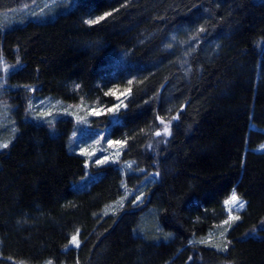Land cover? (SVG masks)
<instances>
[{"label":"trees","instance_id":"1","mask_svg":"<svg viewBox=\"0 0 264 264\" xmlns=\"http://www.w3.org/2000/svg\"><path fill=\"white\" fill-rule=\"evenodd\" d=\"M21 2L0 0V10ZM47 7L44 19L0 27V53L23 62L9 76L21 116L0 152V264H264V152L253 149L264 141V0ZM110 79L130 86L128 106L116 123L95 120L126 140L123 159L159 175L141 203L115 213L109 206L142 175L106 164L89 178L71 146L73 118L51 126L21 111L31 95L91 99ZM233 189L245 210L223 248L205 244ZM77 230L81 245L70 247Z\"/></svg>","mask_w":264,"mask_h":264},{"label":"rangeland","instance_id":"2","mask_svg":"<svg viewBox=\"0 0 264 264\" xmlns=\"http://www.w3.org/2000/svg\"><path fill=\"white\" fill-rule=\"evenodd\" d=\"M57 1L58 0H22L20 5L14 10H0V27L5 30L6 27L15 22L25 21L28 19H44L47 16V13H49L47 11L52 8L47 6L54 4ZM55 9L57 10V14L55 12L56 10L53 11V19H55L59 13L63 12L62 8L55 7ZM180 39L181 38H173L172 41L174 42V45L176 44L182 46L188 51L193 48V44L191 45L192 47H188L190 43L189 40L186 41V37L182 40ZM22 67L23 62L20 57L10 60L3 53H0V144L6 143L9 145L16 132L15 125L17 126V124L15 120H18V117L21 116L19 107H16L13 102L14 100L11 98L13 94H9L10 90L16 89L15 86L10 85L9 76ZM129 90L130 86L128 84H122L114 79H110L102 86L100 94L91 97V99H86L85 96H82L77 101H64L53 96L31 95L30 103L27 107L28 109H21L23 114H29L36 120L48 123L51 126H53L59 119H74V129L70 136L71 146L75 151L87 158L86 168L89 178L95 176L94 172L90 171L91 165L98 168L106 164H117L124 172L142 175L141 179H135L134 183H137V185L125 188V193L121 199L109 206L110 213H115L117 210L122 209L131 198L130 203L134 205L141 203L145 198L146 185L157 181L159 176L153 171H147L144 168H139L133 160L123 159V154L127 146L126 140L114 136L107 137L106 134L111 130V126L106 127V125H101L102 120L99 121V123L95 120V118L107 116V120H109L112 124L118 122L120 111L128 106L127 101L130 95ZM27 110L30 112L27 113ZM94 111L99 112L100 114L95 115L93 114ZM45 113H47V115H45ZM165 125H168L170 134V122H165L164 127ZM251 127L253 129H258L255 124H252ZM8 129L10 130L6 131ZM161 134L164 139L169 136V134L165 135L163 130ZM117 141L121 143L118 144L116 143ZM72 148L70 151L77 153ZM4 149L5 148H0V152ZM253 149L256 152H264V141ZM105 157L108 158L106 163L99 165L95 163L96 159L103 160ZM76 185L77 184H74V186ZM233 192H235L241 201L245 202L235 189L232 190V193ZM232 193L225 201L230 199ZM137 197H139V200ZM225 206L227 212L226 219L213 229L209 236L204 239L203 242H205V244L223 248L225 233L237 219H232L228 224H225L224 222L229 220L230 215L240 218L241 213L246 208V202L243 209H237L235 206H229L226 204ZM258 228H264V219L258 225ZM258 228L256 227L255 230ZM78 240L80 246L81 241L79 239V235ZM70 247L77 246L70 244ZM17 264L26 263L17 262ZM42 264L54 263L52 260H47ZM222 264L230 263L224 262Z\"/></svg>","mask_w":264,"mask_h":264},{"label":"snow or ice","instance_id":"3","mask_svg":"<svg viewBox=\"0 0 264 264\" xmlns=\"http://www.w3.org/2000/svg\"><path fill=\"white\" fill-rule=\"evenodd\" d=\"M105 15H108V14L106 13ZM102 19H104V16L99 17L97 20H87L86 23L94 24V23L99 22V20H102ZM109 111H111V110H109ZM93 114L99 115L100 113L94 111ZM45 115H47V113H45ZM163 132H164L165 135L169 134L168 125H165V127L163 129ZM156 135H160V133L157 132ZM109 143H111V142H109ZM116 143L119 144L121 142L117 141ZM6 147H8V145L6 143L5 144H0V148H6ZM89 155H91V154H89ZM107 159H108L107 157H105L103 160L96 159L95 163L97 165L104 164V163L107 162ZM137 199L139 200V197H137ZM225 204L229 205V206H235L237 209H243L245 207V202L241 201L239 199V197L235 194V192L232 193V195H231L229 200L225 201ZM230 211H231V209H230ZM232 219H239V217H233V216L230 215L229 216V220L225 221L224 223L228 224ZM78 233H79V230H77V235H74V236L71 237V241H70L71 245H74V246H77V247L79 246Z\"/></svg>","mask_w":264,"mask_h":264}]
</instances>
